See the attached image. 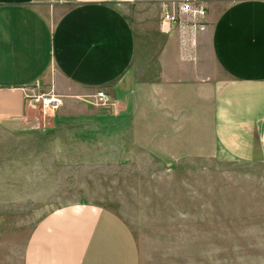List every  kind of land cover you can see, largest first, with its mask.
<instances>
[{
    "label": "crops",
    "instance_id": "1",
    "mask_svg": "<svg viewBox=\"0 0 264 264\" xmlns=\"http://www.w3.org/2000/svg\"><path fill=\"white\" fill-rule=\"evenodd\" d=\"M160 1L0 0V209L19 207L36 191L32 171L20 167L21 154L11 143L26 124L47 121V114L25 99L27 90L46 86L84 100H95L98 90L121 97L114 92L122 91L116 87L134 61L136 26L154 24L163 40L159 102L133 107L121 102L120 112L132 113L124 129L129 122L146 134V122L132 119L138 110L159 111V160L195 158L194 150L180 145L195 143L196 106L204 102L216 149L205 159L235 166L221 171L234 172V179H220L214 195L219 214L205 222L249 239L243 249L252 251L244 254L264 256V0H206L210 24L197 39L196 61L181 57L177 30L161 31ZM205 49L222 76L204 74L198 60ZM123 136L138 140L134 130ZM3 230L0 264H141L129 223L95 202L43 212L21 242Z\"/></svg>",
    "mask_w": 264,
    "mask_h": 264
},
{
    "label": "rangeland",
    "instance_id": "2",
    "mask_svg": "<svg viewBox=\"0 0 264 264\" xmlns=\"http://www.w3.org/2000/svg\"><path fill=\"white\" fill-rule=\"evenodd\" d=\"M136 30L134 61L127 77L118 82L116 90L122 91L114 92L121 97L112 96L100 104L35 86L60 97L62 104L46 115L45 126L26 124L13 137V151L21 154L19 165L32 171L30 180L37 186L21 206L0 209V227L5 234L15 233L21 242L43 212L88 201L113 209L129 223L139 244L141 264H264V256L244 254L252 251L243 249L249 239H237L238 234L205 222L207 216L219 214L214 195H219L220 179H234V172L226 176L221 171L235 166L205 159L210 148L216 149L204 102L196 106L195 143L180 145L185 151L194 150L195 158L159 160V111L138 110L132 119L145 121L148 135L129 122L124 129L132 113L120 112L121 102L131 107L159 102L161 33L154 24H137ZM198 61L204 74L222 76L207 49ZM127 130L136 131V142L126 141L130 139L123 136Z\"/></svg>",
    "mask_w": 264,
    "mask_h": 264
},
{
    "label": "built area",
    "instance_id": "3",
    "mask_svg": "<svg viewBox=\"0 0 264 264\" xmlns=\"http://www.w3.org/2000/svg\"><path fill=\"white\" fill-rule=\"evenodd\" d=\"M209 27L208 6L206 0H163L160 1V29L168 32L175 29L179 33L181 57L194 60L197 39ZM97 103L106 104L111 97L104 90H98L95 95ZM33 108L44 114H52L62 104L60 97L42 88L30 87L25 93Z\"/></svg>",
    "mask_w": 264,
    "mask_h": 264
}]
</instances>
